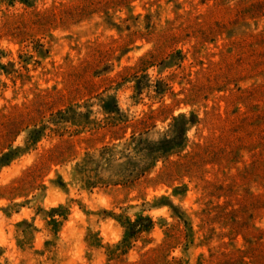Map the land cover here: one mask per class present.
Instances as JSON below:
<instances>
[{"label":"rangeland","instance_id":"obj_1","mask_svg":"<svg viewBox=\"0 0 264 264\" xmlns=\"http://www.w3.org/2000/svg\"><path fill=\"white\" fill-rule=\"evenodd\" d=\"M0 264H264V0H0Z\"/></svg>","mask_w":264,"mask_h":264}]
</instances>
